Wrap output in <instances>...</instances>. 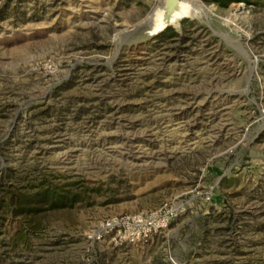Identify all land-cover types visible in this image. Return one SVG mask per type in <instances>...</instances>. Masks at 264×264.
Wrapping results in <instances>:
<instances>
[{
  "label": "rangeland",
  "instance_id": "rangeland-1",
  "mask_svg": "<svg viewBox=\"0 0 264 264\" xmlns=\"http://www.w3.org/2000/svg\"><path fill=\"white\" fill-rule=\"evenodd\" d=\"M166 1L0 0V264H264V0L152 34ZM172 204L147 242L87 237Z\"/></svg>",
  "mask_w": 264,
  "mask_h": 264
},
{
  "label": "built area",
  "instance_id": "built-area-1",
  "mask_svg": "<svg viewBox=\"0 0 264 264\" xmlns=\"http://www.w3.org/2000/svg\"><path fill=\"white\" fill-rule=\"evenodd\" d=\"M183 211L180 205H163L150 212L124 214L104 219L87 237L91 240L108 238L114 244L147 242L167 228Z\"/></svg>",
  "mask_w": 264,
  "mask_h": 264
},
{
  "label": "bare ground",
  "instance_id": "bare-ground-1",
  "mask_svg": "<svg viewBox=\"0 0 264 264\" xmlns=\"http://www.w3.org/2000/svg\"><path fill=\"white\" fill-rule=\"evenodd\" d=\"M166 5L162 9H156L152 13V20L155 21V28L152 34L160 31L168 22H176L183 15L194 13V6L199 9H205L202 4L193 2V7L188 3H183L180 0H167ZM195 4V5H194Z\"/></svg>",
  "mask_w": 264,
  "mask_h": 264
},
{
  "label": "trees",
  "instance_id": "trees-1",
  "mask_svg": "<svg viewBox=\"0 0 264 264\" xmlns=\"http://www.w3.org/2000/svg\"><path fill=\"white\" fill-rule=\"evenodd\" d=\"M170 28H167L169 30ZM15 198L14 202L20 206V208L29 211L30 209L35 212L38 210V207L32 206L31 205H42V204H47V207L52 208L55 207V205H60L62 203H67L70 201V198H68L64 194H60L57 192V190H48V191H43L39 192L35 196L32 197H25L23 194H18L14 195L12 193V198Z\"/></svg>",
  "mask_w": 264,
  "mask_h": 264
},
{
  "label": "water",
  "instance_id": "water-1",
  "mask_svg": "<svg viewBox=\"0 0 264 264\" xmlns=\"http://www.w3.org/2000/svg\"><path fill=\"white\" fill-rule=\"evenodd\" d=\"M152 13H153V10L150 11L151 15H152ZM150 22H151V20H148V22H146V23L144 22V24L142 26L147 25L151 30H153L155 28V24H153V23L151 24ZM142 26H139V28Z\"/></svg>",
  "mask_w": 264,
  "mask_h": 264
}]
</instances>
